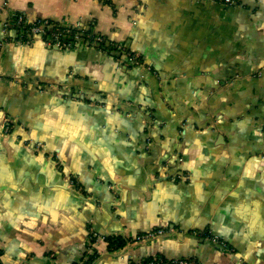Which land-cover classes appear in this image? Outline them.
Wrapping results in <instances>:
<instances>
[{"label":"crops","instance_id":"0c3cea01","mask_svg":"<svg viewBox=\"0 0 264 264\" xmlns=\"http://www.w3.org/2000/svg\"><path fill=\"white\" fill-rule=\"evenodd\" d=\"M18 14L80 38L25 43ZM2 24L0 264H264V0H0Z\"/></svg>","mask_w":264,"mask_h":264},{"label":"built area","instance_id":"2783aa9c","mask_svg":"<svg viewBox=\"0 0 264 264\" xmlns=\"http://www.w3.org/2000/svg\"><path fill=\"white\" fill-rule=\"evenodd\" d=\"M236 0H223V3L226 5H231L235 3ZM5 26L15 29L19 34V38L23 39L25 43L30 42V38L33 35H40L44 39L47 38L45 44L48 46L54 47H69L72 42H76L79 40V35L75 34L72 30L66 29L57 25H54L52 21L47 19H36L34 21H26L22 15H15L10 22L5 23ZM72 36L73 40L67 41L65 39L66 36ZM99 40V37L96 39ZM135 63H139V59L135 54H131L128 57ZM165 231L163 229H157L154 231H150L146 234L140 235L136 237L137 239H147L149 237L155 236L157 234H163ZM93 236H96V233H93ZM100 239H105V237H100ZM212 241L217 242L221 247H226V244L222 241L216 239V237L211 238ZM143 264H199L194 258H174L167 259L160 255H153Z\"/></svg>","mask_w":264,"mask_h":264},{"label":"trees","instance_id":"16d2710c","mask_svg":"<svg viewBox=\"0 0 264 264\" xmlns=\"http://www.w3.org/2000/svg\"><path fill=\"white\" fill-rule=\"evenodd\" d=\"M65 39L67 41H69V40H73V37L69 35V37L66 36ZM104 240L107 242V247H108L109 250L117 249V248H120V247H122L124 245V241L120 237L107 236V237H105ZM149 259H150V257H148L147 259H145L144 261H142L139 264H143Z\"/></svg>","mask_w":264,"mask_h":264},{"label":"water","instance_id":"95a60500","mask_svg":"<svg viewBox=\"0 0 264 264\" xmlns=\"http://www.w3.org/2000/svg\"><path fill=\"white\" fill-rule=\"evenodd\" d=\"M3 29V24H2V26H1V28H0V44L2 45V44H4V39H5V35H3V33L1 32V30ZM96 39H97V37H96ZM96 42H97V40H95ZM97 44V46L98 47H102V48H112L111 46H110V44L109 43H106V41H103V42H97L96 43ZM70 97H72V94L70 95ZM73 97H76V98H80V99H91V98H89V97H77V96H73Z\"/></svg>","mask_w":264,"mask_h":264}]
</instances>
